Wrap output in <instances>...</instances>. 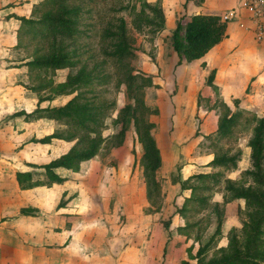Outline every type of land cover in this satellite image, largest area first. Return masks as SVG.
<instances>
[{"label": "rangeland", "instance_id": "rangeland-1", "mask_svg": "<svg viewBox=\"0 0 264 264\" xmlns=\"http://www.w3.org/2000/svg\"><path fill=\"white\" fill-rule=\"evenodd\" d=\"M42 1L44 0H0V15L6 8L19 9L17 14L4 17L14 18L8 23L4 37L6 40L2 44L5 50L2 49L1 52L5 69L3 81H8L3 99H6L8 109L13 114L21 110L35 111L39 107V100H30L26 96L29 92L37 94L38 97L52 95L53 85L65 81L70 75H76L82 67L77 65L53 71L27 64L34 59L48 56L59 44L33 30L22 28L21 17H42L40 10L34 14ZM143 1H67L68 5H80L85 21L94 24L95 35L92 40L86 39L78 43V46L82 45V49L87 51L84 55L89 53L88 69L107 58L105 53L109 44L102 33L116 23L118 18L124 17L134 50V56L129 59V65L134 69L133 74L151 76L153 80L151 86L146 85L139 90L137 85L142 83L141 80L126 78L109 61L105 66L104 72L111 74V81L102 88V94L115 104L103 130L106 142L98 155L82 162L80 170L72 173L81 191L79 206L91 205L90 213L84 221L88 227L85 232L93 234V237L90 236L91 242L87 243L86 249L80 245L79 250L88 254H110V264H181L183 260L195 263L200 245L208 243L212 238L220 218L222 232L207 251L209 257L218 248L228 245L233 230L237 232L241 244L245 241L243 224L250 220L255 210L248 207L243 199L226 200L231 197V192L226 190V180L232 179L245 186L252 183L251 176H245L243 171L253 168L249 141L256 125V114L250 110L241 112L229 137L221 139L218 133L202 132L200 108H206L209 103L200 99L198 102H182L178 100L179 96L171 94L172 85L167 80L172 77L168 73L175 64L172 58L174 29H168L165 25V28L153 33L151 26L135 27L133 20L139 22L136 14L141 10ZM146 1L150 4L160 3L166 17L162 0ZM127 4H130L128 8ZM146 12L150 15V9L147 8ZM68 42L64 40L63 44L67 45ZM75 46L77 45L71 48ZM154 65L158 67L157 73L150 71ZM47 81H53V84L47 89L37 90L41 84H47ZM76 94L77 91L58 95L52 100L42 101L40 107H60ZM135 95L143 96L146 105L151 109L144 114V119L154 124L151 133L160 148L162 159L161 165L155 171L151 167L156 166L155 156L150 150V155H145L146 149L139 137L140 128L136 120L141 117V112H136L135 119ZM216 103L213 106L220 107L221 113L224 107L222 103ZM180 114L181 121L178 117ZM37 115L11 116L13 122L7 126L14 128L15 144L19 143L21 148L27 145L24 157L31 158L32 172L35 178L41 179L44 170L40 165L47 158L66 152L76 139L66 142L58 139L51 141L53 143L48 148L47 155L44 144L39 143V140L56 130L65 129L66 125L54 119H39ZM4 119L6 118H0V121ZM4 125L3 123L2 127H6ZM19 150L18 147L14 154L20 152ZM239 152L240 161L235 170L213 169L208 166L215 154ZM215 171L224 174L221 182L207 192L212 193L209 207L200 209L198 213L192 212L184 218L179 209L191 195V189L182 188L181 182L198 173ZM63 174L71 176L70 172ZM196 182L198 183L197 180H192V183ZM208 183L212 186L211 181ZM185 225H190L187 234L180 230ZM81 227L83 226H80V232L83 231Z\"/></svg>", "mask_w": 264, "mask_h": 264}, {"label": "trees", "instance_id": "trees-1", "mask_svg": "<svg viewBox=\"0 0 264 264\" xmlns=\"http://www.w3.org/2000/svg\"><path fill=\"white\" fill-rule=\"evenodd\" d=\"M67 1L44 0L34 10V14H37L40 10L42 17H21L23 29L33 30L43 37L50 38L54 43L59 42L58 46L54 47L55 50L48 56L28 62L29 66L42 67L53 71L77 65L82 66L76 75H70L65 81L53 85L52 95L39 96V107L35 111L26 112L23 110L15 113V115H25L26 117L38 114V118L54 119L66 125L65 129L56 130L41 138L39 142L50 143L53 139L66 142L76 139L73 146L61 156L43 165L47 177L46 182L49 184L64 183L67 180V178L57 174L55 169L62 167L79 171L81 163L98 155L106 142L103 130L106 119L115 106L114 102L109 101L102 94V88L111 81V74L104 72L105 66L109 62L115 64L126 78L131 77L132 79L141 80L142 83L137 85L139 90H142L143 86L153 84L151 76L133 74L134 69L129 65V59L134 56V50L130 42L128 23L124 17L118 18L116 23H113L102 33L109 44V49L105 53L107 58L88 69L89 53L84 55L87 51L82 49V45L78 46V43L86 39L92 40L95 35L94 24L85 21L84 11L80 5H68ZM88 1L94 2L95 0ZM203 2L204 0H198L199 4ZM129 6L130 4H127L126 8ZM135 8L136 6L133 7V9ZM147 8L150 9V15L146 12ZM136 15L139 22L133 20L135 27L142 28V26L148 25L153 27L151 29L153 33L165 28L166 17L162 5L158 2L157 4H150L144 0L141 10ZM225 33L226 23L218 15L196 14L185 25L182 24L181 20L178 21L172 34L173 47L179 56L178 64L202 58L222 40ZM64 40L69 41L67 45L63 44ZM74 45L77 46L71 48ZM215 74V70L211 72L208 84L217 89L214 84ZM52 84L53 81H47V84H41L37 90L47 89ZM75 91H77V94L65 105L40 107L42 101L52 100L58 95L72 94ZM134 98L136 100V107L133 108L135 119L137 118L136 112H141V117L136 120V124L140 128L139 137L144 143L145 155L149 156L150 150L155 156L156 166H151L155 171L161 165L160 161L162 159L160 148L151 133L154 124L144 119V114L151 111V109L146 105L143 96L135 95ZM234 104L239 107L240 98H235ZM222 107H224V110L222 109L220 113L217 130L221 139L229 137L233 133L241 112L245 110L239 107L237 110L232 111L228 105L223 103ZM255 117L256 125L253 136L249 141V146L252 148L253 168L243 171L245 176H251L252 183L245 186L232 179L226 180V190L231 192V197L226 200L243 199L248 207L255 210L250 220L245 221L243 224L244 243H240L237 232L233 230L226 247L218 248L212 257L207 255V251L221 235L222 219L220 218L212 238L208 243L200 245L196 257L197 261L192 263L189 260H183L181 264H264V115L261 117L255 115ZM240 156V152L238 154H215L208 166L213 169L235 170L238 168ZM223 174L221 171L198 173L183 180L181 182L182 188L191 189V195L185 199L179 213L185 218L192 212L198 213L200 209L208 208L212 193L207 192L211 191L214 185L221 182ZM17 178L23 188L45 184L43 181H33L32 172H18ZM194 179L198 183H192ZM208 181L212 182V186ZM64 204L65 202L62 201L61 205ZM189 227L190 225H185L180 227V230L182 233L187 234Z\"/></svg>", "mask_w": 264, "mask_h": 264}, {"label": "crops", "instance_id": "crops-1", "mask_svg": "<svg viewBox=\"0 0 264 264\" xmlns=\"http://www.w3.org/2000/svg\"><path fill=\"white\" fill-rule=\"evenodd\" d=\"M162 2L168 29H175L180 20L185 25L196 14L221 17L223 13L234 9L239 13L236 19L226 22L224 37L202 58L178 64L179 56L175 50L172 55L175 64L173 72L168 73L172 77L167 80L172 85L171 94L179 96L178 100L182 102H198L200 99L209 103L206 108H200L202 132L217 133L220 107L213 106L216 102L224 103L235 111L237 107L234 99L240 98L241 108L263 116L264 42L256 38L255 24L245 9L246 0H204L200 4L198 0ZM17 10L19 9L6 8L0 15V118H6L0 121V264H110V254H88L79 250L80 245L86 249L93 234L85 232L88 227L84 219L90 213L91 205L79 206L81 191L72 175L77 172L60 167L55 172L67 180L64 183L46 182L43 165L61 154L47 158L40 165L44 170L43 178H35L31 158L24 157L27 145L21 148L19 143L15 144L14 128L7 126L13 122L11 116L15 113H10L12 111L8 109V102L3 99L8 81H3L5 69L1 52L2 49L5 50L2 44L6 40L4 37L8 23L14 17H4L17 14ZM157 68L154 65L150 71L155 73ZM214 70L217 89L208 84L209 75ZM26 96L33 102L39 100L38 95L32 92ZM180 116L181 114L178 115L181 121ZM3 123L6 127H2ZM39 143L44 144L48 155V148L53 142ZM18 147L20 152L14 154ZM18 172H32L33 181L39 180L45 184L23 188L17 178ZM63 172H70L71 176L64 175ZM62 201L65 202L63 206ZM80 226H83L82 232Z\"/></svg>", "mask_w": 264, "mask_h": 264}, {"label": "built area", "instance_id": "built-area-1", "mask_svg": "<svg viewBox=\"0 0 264 264\" xmlns=\"http://www.w3.org/2000/svg\"><path fill=\"white\" fill-rule=\"evenodd\" d=\"M245 9L249 14L250 20L256 27V38L260 42H264V0H246ZM239 16L237 10H230L221 15L223 22L236 19Z\"/></svg>", "mask_w": 264, "mask_h": 264}]
</instances>
